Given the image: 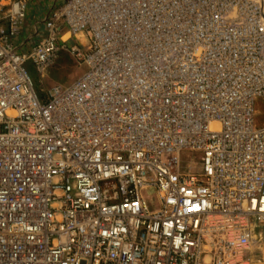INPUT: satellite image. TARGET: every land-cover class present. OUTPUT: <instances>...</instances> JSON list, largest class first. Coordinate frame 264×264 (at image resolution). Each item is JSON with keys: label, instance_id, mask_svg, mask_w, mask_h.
Wrapping results in <instances>:
<instances>
[{"label": "built area", "instance_id": "1", "mask_svg": "<svg viewBox=\"0 0 264 264\" xmlns=\"http://www.w3.org/2000/svg\"><path fill=\"white\" fill-rule=\"evenodd\" d=\"M31 2L0 0V264H264V0H64L26 33ZM61 50L86 70L41 99Z\"/></svg>", "mask_w": 264, "mask_h": 264}, {"label": "rangeland", "instance_id": "2", "mask_svg": "<svg viewBox=\"0 0 264 264\" xmlns=\"http://www.w3.org/2000/svg\"><path fill=\"white\" fill-rule=\"evenodd\" d=\"M27 68L36 93L41 99H44L53 87L66 88L72 84L84 73L86 64L78 60L69 51L61 50L48 68L49 72L44 71L43 74H40L31 61L27 63ZM254 111V126L260 127L264 125V96L254 101ZM145 197L151 208L157 206V199L154 193H145Z\"/></svg>", "mask_w": 264, "mask_h": 264}, {"label": "crops", "instance_id": "3", "mask_svg": "<svg viewBox=\"0 0 264 264\" xmlns=\"http://www.w3.org/2000/svg\"><path fill=\"white\" fill-rule=\"evenodd\" d=\"M63 1L64 0H32L27 10V20L24 25L26 33L30 32L34 28H41V26L36 24V22L40 21V19L45 15L46 11L49 10V6L52 3L56 2L57 4H60ZM47 71L49 72L48 69Z\"/></svg>", "mask_w": 264, "mask_h": 264}, {"label": "bare ground", "instance_id": "4", "mask_svg": "<svg viewBox=\"0 0 264 264\" xmlns=\"http://www.w3.org/2000/svg\"><path fill=\"white\" fill-rule=\"evenodd\" d=\"M86 39L82 36V42L85 43Z\"/></svg>", "mask_w": 264, "mask_h": 264}]
</instances>
